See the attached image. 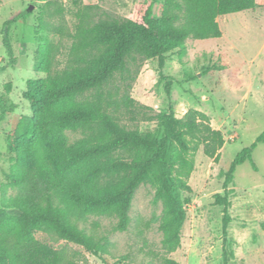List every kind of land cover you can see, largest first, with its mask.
I'll list each match as a JSON object with an SVG mask.
<instances>
[{
  "label": "trees",
  "instance_id": "obj_1",
  "mask_svg": "<svg viewBox=\"0 0 264 264\" xmlns=\"http://www.w3.org/2000/svg\"><path fill=\"white\" fill-rule=\"evenodd\" d=\"M157 3L150 0L137 5L124 20H96L97 7H83L77 12L73 32L51 24L45 15L39 19V29L67 37L72 44L67 67L56 73L52 68L59 48L45 43L37 51L36 70L46 78L30 81L25 96L41 108L37 118L20 117L8 141V150L17 155L20 166L10 177L15 196L0 208V264H79L42 244L34 236L38 230L52 231L107 264L108 238L96 239L72 223L69 193L78 196L81 209L115 217L114 231L125 232L131 223L129 213L136 190L156 171L159 182L154 202L163 201L167 213L160 226L165 235L162 245L168 254L180 247L187 214L177 191L193 192L188 180L201 148L206 157L219 162L226 143L224 135L198 110L190 109L178 118L172 104L154 117L144 115L160 123L163 135L159 140L138 130H126L120 124L121 111L134 119L138 106L129 94V84L121 94L111 85L117 75L129 72V63L138 58L157 59L162 65L166 54L183 49L189 39H220L218 18L253 10L256 0H166L163 12L155 17ZM57 13L62 15L63 9ZM15 21L11 18L5 26ZM3 46L13 65L7 34ZM8 107L12 105L0 98V123ZM67 131H81L84 137L68 147L61 143ZM40 140L57 146L46 154L36 146ZM260 144H264V132L235 157L224 174L223 193L214 196V205L223 207V264H229V186L244 163L250 162L257 171L253 152ZM121 149L129 153V159L112 160ZM113 175H123L121 183L101 191L91 187L92 178ZM162 264L179 263L165 258Z\"/></svg>",
  "mask_w": 264,
  "mask_h": 264
},
{
  "label": "rangeland",
  "instance_id": "obj_2",
  "mask_svg": "<svg viewBox=\"0 0 264 264\" xmlns=\"http://www.w3.org/2000/svg\"><path fill=\"white\" fill-rule=\"evenodd\" d=\"M150 0H0V98L8 114L0 123V208L15 196L10 177L19 168L17 155L8 150V141L20 117L37 118L41 106L30 102L25 94L28 83L46 78L37 72V51L51 43L59 48L52 72L67 67L72 41L67 37L39 29V19L73 32L77 12L96 6L97 19L124 20L137 5ZM166 0H158L155 17L163 12ZM62 8L63 14L57 13ZM47 10V12H45ZM47 14V15H46ZM16 18L8 28L5 23ZM220 39L185 42L183 49L166 54L163 64L155 60L136 59L129 72L117 75L111 88L130 85L129 94L137 104V116L121 112L120 124L126 130H138L159 140L163 129L156 116L172 104L178 118L195 109L204 113L211 125L222 132L225 145L219 162L206 157L202 148L195 155L194 171L188 180L192 193L177 191L184 203L187 218L181 231V244L168 254L163 245L160 226L167 219L163 201L154 202L158 172L135 192L125 232H115V217L98 215L81 209L79 198L69 193L67 205L76 227L96 239L107 237V264H162L168 258L179 264H223V207L214 205V196L223 193L224 174L235 157L250 147L264 132V0H256L253 10L218 18ZM8 35L14 64L6 55L3 38ZM1 114V109H0ZM84 137L81 131H67L62 140L75 146ZM44 153L54 151L53 142L36 143ZM144 157L148 153H143ZM112 160L129 159L121 149ZM250 162L238 167L229 186L232 221L228 227L229 264H264V144L253 152ZM88 174H86V178ZM123 175L92 178L91 187L101 191L121 183ZM173 182V181H172ZM34 236L47 248L61 251L79 264H104L84 248L60 239L52 231L38 230ZM121 261V262H120Z\"/></svg>",
  "mask_w": 264,
  "mask_h": 264
}]
</instances>
